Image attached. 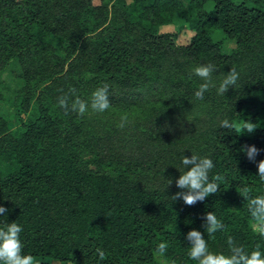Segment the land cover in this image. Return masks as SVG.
Listing matches in <instances>:
<instances>
[{"label": "trees", "instance_id": "16d2710c", "mask_svg": "<svg viewBox=\"0 0 264 264\" xmlns=\"http://www.w3.org/2000/svg\"><path fill=\"white\" fill-rule=\"evenodd\" d=\"M177 14L192 31L185 44L161 30ZM13 61L20 73L0 77V227H23L25 254L39 264H198L188 256L192 229L214 253L228 254V236L264 249L239 194L264 195V0H0V75ZM208 63L204 81L194 69ZM231 68L239 80L221 95ZM105 85L103 113L58 106L65 94L90 105ZM142 100L145 110L118 127ZM225 119L257 128L241 134L220 127ZM244 145L260 150L255 161ZM191 154L212 159L210 178L222 179L217 194L188 206L171 196ZM210 211L226 226L214 238L203 227ZM161 242L163 257L154 255Z\"/></svg>", "mask_w": 264, "mask_h": 264}, {"label": "clouds", "instance_id": "9594fccd", "mask_svg": "<svg viewBox=\"0 0 264 264\" xmlns=\"http://www.w3.org/2000/svg\"><path fill=\"white\" fill-rule=\"evenodd\" d=\"M214 70L215 66L211 63L201 64L195 67L194 73L202 80L210 81ZM239 75L235 68H231L220 83L218 92L221 95H225L229 88H233L237 84ZM209 87L208 82L202 83L194 93L195 97L203 100L204 94L209 90ZM70 92L75 95V89H70ZM108 93V86L105 85L97 88L92 93L90 105L88 101L82 100L78 96L70 103V97L67 94L58 97L57 103L60 108L64 109L66 114L75 112L80 116H84L88 112L89 107L93 112L103 113L111 107ZM126 122L127 117L122 116L118 127L123 128ZM220 127L233 129L241 134L245 132L252 134L257 128L256 123L250 120L244 121L242 125L237 127L234 122H230L227 119L221 121ZM241 151L245 152L250 161H255V157L260 150L254 145H244ZM182 164L185 171L183 173L180 172L179 178L175 181L176 186L182 191L171 196L173 201L182 199L186 205L193 206L197 202H203L210 195L217 194L220 191L219 181L222 179L221 176L217 174L210 178L209 175L215 167L212 159L191 154L190 158L187 156L183 157ZM258 176L261 181H264V160L258 163ZM171 183L172 180L169 179V185ZM239 194L247 201L248 211L252 220L250 225L252 232L264 238V195L251 196L250 188L247 186L241 188ZM7 211L8 209L0 206V215H5ZM203 219V227L209 238H214L219 231H226V226L215 212H207ZM22 232L23 227L15 221L0 227V264H39L35 256L24 253V245L20 238ZM186 239L190 242L188 256L191 260L197 261L198 264H264V249L259 244L249 252L242 245L237 244L232 236H228L229 252L225 254L210 251L208 240L205 238L204 233L199 230H190L186 235ZM168 247L167 242L159 243L154 250V255L163 257ZM97 253L101 260L105 259L103 250L97 249Z\"/></svg>", "mask_w": 264, "mask_h": 264}, {"label": "rangeland", "instance_id": "374dc122", "mask_svg": "<svg viewBox=\"0 0 264 264\" xmlns=\"http://www.w3.org/2000/svg\"><path fill=\"white\" fill-rule=\"evenodd\" d=\"M173 21L174 23L162 27L161 30L176 33L177 43H187L192 35V31L183 25V18L181 14H177ZM223 37L224 35L220 31H217L213 34V39L215 41L221 40ZM223 43L224 44L222 49L224 53H229L234 47L233 42L229 39H224ZM19 73L20 71L18 65L16 62L13 61L7 65L6 69L1 73L0 77L3 81H8L11 78H15V76H17ZM146 106L147 105L145 104V100H142L136 105H131L130 107H127L125 111L127 113L126 124H130L136 118L138 112L144 111ZM11 126H13V124H11ZM52 264H57V262H53Z\"/></svg>", "mask_w": 264, "mask_h": 264}]
</instances>
